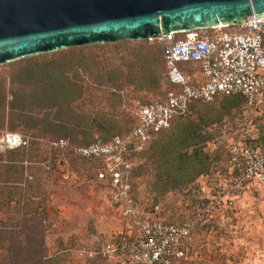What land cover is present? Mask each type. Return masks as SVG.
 Segmentation results:
<instances>
[{
  "label": "rangeland",
  "instance_id": "obj_1",
  "mask_svg": "<svg viewBox=\"0 0 264 264\" xmlns=\"http://www.w3.org/2000/svg\"><path fill=\"white\" fill-rule=\"evenodd\" d=\"M160 47L150 40H125L0 66V137L18 133L29 140L24 149L0 158V180L18 165L24 181L17 186L29 195L21 212L0 214V264H117L104 257L102 248L126 237L128 227L109 205L102 167L51 142L78 147L130 130L139 107L161 100L167 89L164 70L151 61L162 60ZM32 68L38 75L21 83V72ZM200 110L189 113L186 124L198 123L207 113L224 118L206 130L213 137L203 153L212 164L190 184L186 172L171 170L176 187L165 189L168 178L158 181L161 168L153 158L162 147H149L136 159L140 203L171 223L193 220L202 208L212 207L211 217L186 241V264H264V184L247 186L236 197L223 191L229 140L256 137L254 129L263 134L264 119L252 107L228 112L220 99ZM164 134L158 137L163 144L174 142ZM22 253L14 262L12 257Z\"/></svg>",
  "mask_w": 264,
  "mask_h": 264
},
{
  "label": "built area",
  "instance_id": "obj_2",
  "mask_svg": "<svg viewBox=\"0 0 264 264\" xmlns=\"http://www.w3.org/2000/svg\"><path fill=\"white\" fill-rule=\"evenodd\" d=\"M235 28L242 31H225ZM150 41L162 48L167 82L164 97L141 105L136 125L125 134L78 147L65 140L51 145L72 149L76 156L103 169L109 205L128 227L126 237L103 246L105 258L117 264H186V241L206 223L213 209L207 205L193 220L182 223L146 212L137 193L136 159L177 119L191 113L197 103L240 96L246 100L245 108L252 107L264 119V18L241 26L173 33ZM192 66L197 69L192 70ZM257 131L254 129L256 137L229 140L224 193L236 197L247 186L264 184V143ZM28 145L25 136L6 133L0 137V154Z\"/></svg>",
  "mask_w": 264,
  "mask_h": 264
},
{
  "label": "water",
  "instance_id": "obj_3",
  "mask_svg": "<svg viewBox=\"0 0 264 264\" xmlns=\"http://www.w3.org/2000/svg\"><path fill=\"white\" fill-rule=\"evenodd\" d=\"M264 18V0H0V66L75 47Z\"/></svg>",
  "mask_w": 264,
  "mask_h": 264
},
{
  "label": "trees",
  "instance_id": "obj_4",
  "mask_svg": "<svg viewBox=\"0 0 264 264\" xmlns=\"http://www.w3.org/2000/svg\"><path fill=\"white\" fill-rule=\"evenodd\" d=\"M161 49V53H162V60L160 58H154V60H151L153 62V64H157L159 67H162V70H164V72H166L165 69V64H164V60H163V52H162V48ZM161 71V70H160ZM35 72V73H33ZM39 72L36 73V70L34 68L32 69H24L21 74H25V78L21 80V83L25 84L24 82L26 81H30V78H32V76L34 75H38ZM165 94V92H164ZM6 99V97L4 98V100ZM217 99L222 100V106L226 111H230L232 109H238L240 111V113L242 112V109L244 107V105L246 104V100L243 97L240 96H232V97H218ZM213 102L211 103H197L194 104L191 108V113L193 114L194 112H201L203 110H200L201 108H204V110H206V108H208V106H211ZM15 103H13L14 105ZM205 112H210V110L208 109ZM239 113V114H240ZM188 116V115H187ZM189 117V116H188ZM188 117H182L177 119L173 124L172 127L164 132L163 136H167V137H174L175 140L174 142H166L165 144L162 143V141H160V138H156L150 147H156V146H160L162 147V150L160 152L159 155H155L153 156V158L155 159V163L156 165H158V167L161 168V170L158 172V181H163L165 179V177H167L168 179L165 180L164 182V188L165 189H169V188H174L175 186V182L173 181L174 179L171 176L170 171H174V170H179L180 173H185L186 172V178H187V184L193 183L195 180L198 179L197 176H199V174H201L203 172V170H201L202 168H206L208 170L209 168V164L211 161V158L208 155H205L203 153V148L206 147V145L212 141V134L211 132H206V130L208 128L213 127V125L220 121L223 120L224 122V118H222L220 121L217 120V118L214 115L209 116L207 113V116H202V118L199 120L198 123L196 124H186V120ZM232 116H227L225 119H229ZM213 119V120H212ZM233 119V118H232ZM137 121L135 122L134 126L136 125ZM200 123V124H199ZM133 126V127H134ZM132 127V128H133ZM131 128V129H132ZM181 128V130H180ZM130 129V130H131ZM130 130L124 132V133H118L112 136H104V140H110L111 138H113L116 135H122L125 134L127 132H129ZM180 130V131H179ZM259 130L261 131L262 137L260 138L261 143H264V129L259 128ZM179 131V133H178ZM162 135V134H161ZM171 138V137H170ZM90 143H87L85 145H88ZM194 148L193 152L191 154H188V150ZM225 150V148H223ZM19 151V150H18ZM16 151H12V152H8V153H13ZM7 154V153H5ZM2 155L4 154H0V158L2 157ZM228 155L225 154V157H227ZM174 159V161L176 162V164H174L173 161H171V159ZM14 161V160H13ZM227 162V160H226ZM191 165V166H190ZM191 169H190V167ZM20 167L18 165H12L10 166L7 170H8V174H7V178L3 181L0 180V214H4L6 213L8 210L9 211H15V212H21L24 209V205L22 206L21 204L29 198V195L24 193V190L21 189V187H18L17 185L22 184L24 181V176H23V169L22 171H20L19 169ZM178 168V169H175ZM137 169V168H136ZM135 169V178H137L138 176V170ZM164 170V171H162ZM191 170V171H190ZM225 171V170H224ZM189 172V173H188ZM202 175V174H201ZM184 176V175H182ZM1 178V176H0ZM5 184L4 186H2V184ZM8 184V185H7ZM185 184V185H187ZM204 204H206V200L204 201ZM27 207V206H26ZM3 243V239H2V235H0V246H2ZM23 256L21 254H16L14 257H12L14 262H17L19 260H21V257Z\"/></svg>",
  "mask_w": 264,
  "mask_h": 264
}]
</instances>
